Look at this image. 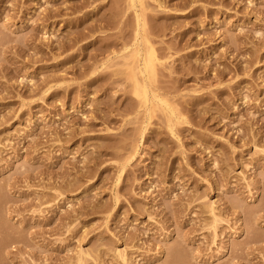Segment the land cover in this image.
Returning <instances> with one entry per match:
<instances>
[{"label": "rangeland", "instance_id": "obj_1", "mask_svg": "<svg viewBox=\"0 0 264 264\" xmlns=\"http://www.w3.org/2000/svg\"><path fill=\"white\" fill-rule=\"evenodd\" d=\"M146 6L172 132L122 0H0V264H264V0Z\"/></svg>", "mask_w": 264, "mask_h": 264}, {"label": "bare ground", "instance_id": "obj_2", "mask_svg": "<svg viewBox=\"0 0 264 264\" xmlns=\"http://www.w3.org/2000/svg\"><path fill=\"white\" fill-rule=\"evenodd\" d=\"M122 4L125 7L124 13L131 11L133 14L131 40L122 43L118 53L112 52L113 57L106 59L101 66L112 59L121 60V74L128 84L130 94L138 100V108L146 116L145 126L149 125L151 118L159 111L163 114L167 129L172 132L174 124L180 121L178 113L171 104L152 90L158 60L147 36L146 0H122ZM143 130L144 128L141 131ZM134 154L135 149H131L125 163L121 165L120 174ZM117 256L122 264H127L123 254ZM78 262L81 264V259Z\"/></svg>", "mask_w": 264, "mask_h": 264}]
</instances>
